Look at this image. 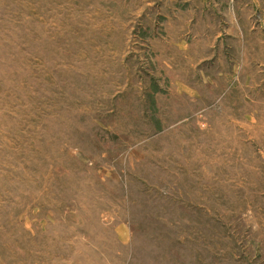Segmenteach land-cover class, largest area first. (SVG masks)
I'll list each match as a JSON object with an SVG mask.
<instances>
[{
	"label": "rangeland",
	"instance_id": "obj_1",
	"mask_svg": "<svg viewBox=\"0 0 264 264\" xmlns=\"http://www.w3.org/2000/svg\"><path fill=\"white\" fill-rule=\"evenodd\" d=\"M0 264H264V0H0Z\"/></svg>",
	"mask_w": 264,
	"mask_h": 264
}]
</instances>
